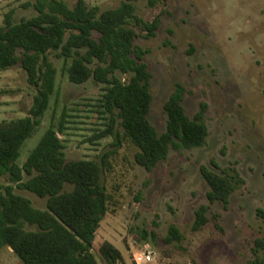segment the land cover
<instances>
[{
  "label": "rangeland",
  "instance_id": "rangeland-1",
  "mask_svg": "<svg viewBox=\"0 0 264 264\" xmlns=\"http://www.w3.org/2000/svg\"><path fill=\"white\" fill-rule=\"evenodd\" d=\"M38 0H0V27L37 15ZM63 1L73 8L79 0ZM101 12L124 2L135 6V43L147 51L152 74V103L148 119L158 133L166 130L164 105L176 84L185 88L187 116L208 129L201 147L171 150L152 170L136 163L138 148L121 134L98 139L107 129L108 115L100 107L103 85L92 79L70 81L64 61L51 52L57 74L49 107L35 134L20 151L23 166L44 133L53 128L67 161L106 160L102 183L108 194L107 213L96 232L93 253L99 264L105 242L123 256L117 264H137L151 252L149 264H254L264 251L254 241L264 237V0H83ZM159 19L149 34L144 24ZM123 81L128 76L117 74ZM37 93L26 72L15 66L0 71V124L28 116ZM66 115L64 131L58 125ZM118 129V126H116ZM234 168L244 184L224 208L210 204L209 186L201 174ZM29 179L24 176L23 182ZM14 193L45 210L47 199L12 184ZM71 187L67 188L70 190ZM207 205V223L196 229V212ZM35 230L33 226L26 227ZM181 240L171 239V229ZM169 238V239H168ZM141 258V257H140ZM0 264H22L13 251L0 249Z\"/></svg>",
  "mask_w": 264,
  "mask_h": 264
},
{
  "label": "trees",
  "instance_id": "trees-1",
  "mask_svg": "<svg viewBox=\"0 0 264 264\" xmlns=\"http://www.w3.org/2000/svg\"><path fill=\"white\" fill-rule=\"evenodd\" d=\"M34 6L36 16L19 23L7 16L5 26L0 27V71L20 66L37 90L27 117L0 124V249L10 248L22 264H99L93 247L108 208L102 179L111 154H105L100 163L67 161L62 141L49 128L23 166L17 163L22 147L48 110L54 91L57 72L50 53L63 59L71 82L81 84L92 79L103 85L100 107L108 115L109 124L97 138L114 136L113 145L118 148L123 134L139 150L136 163L149 171L166 160L173 149L203 146L208 129L187 116L181 84H176L164 105L165 132L158 133L151 125L152 74L145 61L147 51L135 43L136 32L130 26L134 20L140 23L132 3L124 2L103 12L88 8L83 0L73 8L58 0H38ZM158 25L159 19H155L144 27L153 34ZM117 74L129 79L123 81ZM65 119L64 114L59 132L64 131ZM201 174L209 186V203H221L224 208L244 184L234 168L217 173L203 166ZM25 175L29 179L23 182ZM4 178L46 198V209H36L28 198L15 194L12 185L2 184ZM208 209L202 205L197 210L196 229L207 223ZM171 234V239L181 240L176 229L172 228ZM254 245L264 251V237L256 239ZM100 255L107 264L123 261L121 252L109 242L101 246ZM254 264H264V259L257 257Z\"/></svg>",
  "mask_w": 264,
  "mask_h": 264
},
{
  "label": "built area",
  "instance_id": "built-area-1",
  "mask_svg": "<svg viewBox=\"0 0 264 264\" xmlns=\"http://www.w3.org/2000/svg\"><path fill=\"white\" fill-rule=\"evenodd\" d=\"M140 257L136 259L137 264H149L152 261V255L150 251H147Z\"/></svg>",
  "mask_w": 264,
  "mask_h": 264
}]
</instances>
